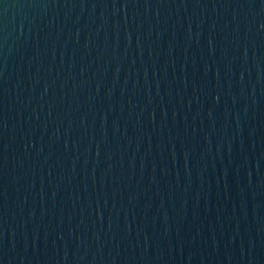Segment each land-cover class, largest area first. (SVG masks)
Instances as JSON below:
<instances>
[{
    "label": "water",
    "instance_id": "95a60500",
    "mask_svg": "<svg viewBox=\"0 0 264 264\" xmlns=\"http://www.w3.org/2000/svg\"><path fill=\"white\" fill-rule=\"evenodd\" d=\"M0 264H264V0H0Z\"/></svg>",
    "mask_w": 264,
    "mask_h": 264
}]
</instances>
